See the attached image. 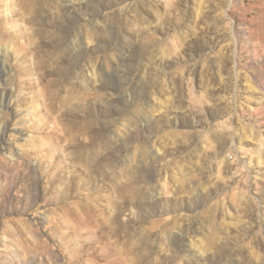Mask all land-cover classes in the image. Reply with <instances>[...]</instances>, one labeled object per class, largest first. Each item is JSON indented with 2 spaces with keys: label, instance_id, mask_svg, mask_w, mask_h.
Listing matches in <instances>:
<instances>
[{
  "label": "rangeland",
  "instance_id": "374dc122",
  "mask_svg": "<svg viewBox=\"0 0 264 264\" xmlns=\"http://www.w3.org/2000/svg\"><path fill=\"white\" fill-rule=\"evenodd\" d=\"M16 1L0 6V264H264V0H41L32 22Z\"/></svg>",
  "mask_w": 264,
  "mask_h": 264
},
{
  "label": "bare ground",
  "instance_id": "6f19581e",
  "mask_svg": "<svg viewBox=\"0 0 264 264\" xmlns=\"http://www.w3.org/2000/svg\"><path fill=\"white\" fill-rule=\"evenodd\" d=\"M14 4H15L14 5L15 7H13V6L10 7L11 8V15L12 16H20L22 19H24L25 21H28V22H32L36 18L39 10H41L43 8L45 9V6H43V3L41 2V0H17ZM1 5H5L4 0H0V6ZM0 19L4 20L3 18H0ZM0 31H1V27H0ZM40 43H41V41H40ZM2 52L3 51L0 50V60H1ZM1 66H2L3 69L0 70V73H1L0 77L8 75V71H6V69L4 68V64L3 63L1 64ZM41 68H42V65L40 63H36L35 64V69L38 70L37 72H39L38 73L39 82L40 83L46 82V86H45L46 87V94L43 97H44V100L46 101L45 102V106L47 108L48 115L51 117V112L56 110V108H55L56 107L55 100H56V95L57 94L55 93V91L53 89V86H54L53 81L46 80L48 72L47 71H40ZM4 94H5L4 98L6 99V97L8 96L7 95V90H4ZM4 103L8 104L6 102V100H4ZM50 122H52L51 125L49 124ZM47 123L49 125L44 127V130L46 132L52 133V138H54L55 140H58V142L63 141L66 138L67 139L69 138V134L66 135V134H63L62 132H56V121L53 119V117H52V121H51V119H48ZM66 145L70 146L71 142L67 141ZM63 146H65V145H63ZM54 156H56V155H54ZM66 168H67V166H66ZM67 181H69V180H67ZM68 185H70V184H68ZM69 205L70 204H68L67 207H64V209H68ZM98 210H101V209H99L97 207L96 208H90V206H88V205H83V213H85L84 215H85L87 220H90V221H92L94 223L93 225L96 228L95 233L98 234V239H99V236H100L99 234L100 233H104L108 237H111V238L115 237V240L119 241L120 240V236H119L118 228L112 229V227L109 225V223L108 224L106 223V217H104L105 215L103 216V214L102 215L96 214V212ZM101 212H102V210H101ZM110 249H111V252H113V253H121L122 255L124 253H126L125 250L121 252V250L119 248V244H112ZM146 257H147V255H145L143 257L144 260L146 259ZM128 259L130 261L129 257H128ZM143 264H147V263L145 262Z\"/></svg>",
  "mask_w": 264,
  "mask_h": 264
}]
</instances>
